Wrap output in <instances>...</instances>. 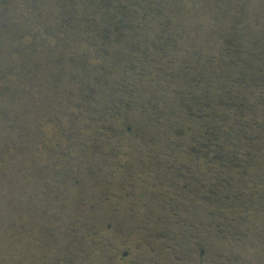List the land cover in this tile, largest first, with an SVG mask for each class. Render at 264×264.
<instances>
[{
    "label": "rangeland",
    "instance_id": "rangeland-1",
    "mask_svg": "<svg viewBox=\"0 0 264 264\" xmlns=\"http://www.w3.org/2000/svg\"><path fill=\"white\" fill-rule=\"evenodd\" d=\"M56 1L0 0V264L48 253L49 264H264V0H159L160 18L130 37L135 65L103 82L114 95L80 88L79 73L100 66L80 41L96 40L80 24L59 31L71 15ZM233 61L253 69L254 88L211 106L212 70ZM209 114L233 123L217 155L250 157L253 172L215 164L210 186L205 163L190 162Z\"/></svg>",
    "mask_w": 264,
    "mask_h": 264
},
{
    "label": "trees",
    "instance_id": "trees-1",
    "mask_svg": "<svg viewBox=\"0 0 264 264\" xmlns=\"http://www.w3.org/2000/svg\"><path fill=\"white\" fill-rule=\"evenodd\" d=\"M158 1L159 0H57L55 2V8L53 9V11H56V13L64 15L65 12H67V10L70 9V15H71L70 17L64 16L66 18L63 17L64 19H66L65 24L63 23V20L61 21V23H59L60 22L59 20L62 18V16L61 17L58 16L57 19L55 18L56 21L53 19L54 20L53 22L56 23L55 27H58L59 31L64 30L61 29V25H64V27L69 26L68 29H70L80 24L87 31V34L91 35L96 40L94 43H90V42L86 43L88 40H86V42H84L85 40L80 41V44L83 45L85 43L84 46H87L95 51L96 56L99 59L98 62L100 64V66H98L95 69H92L91 67L87 69V67H85V69H83V71L79 73L81 76L80 81L83 82V84L80 85L81 89H84L85 86H87L86 88L91 89L90 86H88V84L89 85L94 84L92 86L94 87L99 86L101 87L102 90H104L105 84L103 82H105L108 79L113 69H115L118 65H123V64L124 66L135 65L133 62L136 61L137 59L136 57L137 55L141 54V51L134 49V44H133L134 42L131 41V38L135 37L132 35L133 30L154 25L153 23L160 18V15L157 14ZM147 20H151L154 22L147 24ZM62 34L66 35L67 33L62 32ZM49 35H52V33H49ZM53 35H56V33H54ZM54 42L56 43V40H54ZM152 44L161 45L164 44V42L162 38L158 37L154 40ZM49 56H50V52H49ZM86 57L88 58V55ZM138 59H142V58L139 57ZM64 63L67 66H69L71 61L69 62L65 61ZM108 63H112L111 65L112 69L109 72H107ZM234 63L235 62L233 61V63L230 64L229 66H225V65L214 66L212 70V78L210 77L211 81L207 83L211 90V93L209 91L210 95L212 94L213 90L214 91L216 90L215 104L211 102V106L214 105V107L217 106L219 107V105H221L220 107L222 109H225L226 106L225 105L223 106L221 104V100L217 98V96L227 93L226 97L229 98V96L235 95L236 92H233V86H236V88L246 86L245 90L247 91L250 88H254L251 87L253 85L250 84L246 85V82H244L247 80V78H250L252 80L254 79V77L251 78V76L248 75L249 73H253L250 72L253 69L238 62L235 64ZM217 69H219V71H217ZM123 74L124 72H122V75ZM179 75L185 78L186 75L188 74L186 73V75H184L183 73L181 74L179 73ZM251 83L254 84L255 82L252 81ZM259 83L260 85H262L261 81L257 82L258 85ZM116 91L117 88H113V89L109 88L108 90L107 89L104 90L105 93L110 92L109 95L110 94L114 95ZM84 93H90V91H86ZM249 93H251L252 96L254 97L255 92H253V89ZM255 97H257V95ZM261 100L262 99L260 98V101ZM259 104H260L259 108L261 109V113L264 115V104H262V102L261 103L259 102ZM114 105H116L115 107V111H116L117 108H119L120 106L116 103ZM227 105L229 106V108H227L226 111L229 110V112L232 115H236L239 112L238 108L235 105L231 106L230 103H227ZM188 109L191 108L188 107ZM187 111L189 113L195 114L196 116L199 115V113H197V109H191ZM215 118L216 119L214 120H217V122L213 123L212 115L209 114V117L206 116V120H208L209 122L208 123L209 131H204V133H201V142L198 143V148H197V150L200 153L198 154V156L212 158L213 166H215V164L216 165L220 164L223 167L225 166L228 168L231 165L239 164V167L237 168L241 169L243 165L242 168L243 170L252 169L251 172H253L254 169L256 168L252 166V163L258 161L256 160L253 161L250 159V157L217 155L218 147L223 146L219 144V142L221 141L220 131L223 126H227V127L233 126V123L231 122L232 118L229 115L223 118L222 117L218 118L216 116ZM263 127L264 125L261 126V130H258V132H260V135L262 136V145L264 146V132L262 131L264 129ZM205 130H207V127L205 128ZM260 135H258L257 138H260L259 137ZM204 150H206L207 153H205ZM201 152H203L204 154H202ZM26 217L27 214L23 218L28 219V217L27 218ZM38 218L42 222H44L42 225L46 227L48 226L47 224H45L48 223V217L46 216V214ZM38 222L40 221L38 220ZM15 232L16 231L12 230L11 233L8 235L10 236ZM17 232L19 233L18 230ZM21 233H26V231H22ZM39 238L40 237L38 236L37 239ZM40 255L41 256H39L35 264H49V253L46 255L43 254ZM15 260L16 261H12L11 264H25L26 262L24 257H22V259L18 257V259Z\"/></svg>",
    "mask_w": 264,
    "mask_h": 264
},
{
    "label": "flooded vegetation",
    "instance_id": "flooded-vegetation-1",
    "mask_svg": "<svg viewBox=\"0 0 264 264\" xmlns=\"http://www.w3.org/2000/svg\"><path fill=\"white\" fill-rule=\"evenodd\" d=\"M145 126V125H144ZM128 130H131V129H128ZM143 130V129H142ZM127 157V156H126ZM175 158H177V157H175ZM190 159H191V161L190 162H192V161H194V162H196V163H200V166L202 165L201 163H205V166H206V173H207V176H208V178H209V182H210V186H211V184H212V175H213V173H212V168H213V161H212V158H209V157H204V156H198V155H196V156H190L189 157ZM128 160V159H127ZM147 163L148 161L147 160H145V161H141V163ZM142 168H143V170H138L137 172H136V177H141L144 181H147L146 179L148 178V176L146 175L148 172H146L145 170H144V168H145V165H142ZM146 168H147V166H146ZM176 169V170H175ZM173 168V170H174V176H175V178H179V176L178 175H176L177 173L176 172H179V169H181L180 167H178V168ZM145 183V182H144ZM147 183V182H146ZM145 183V184H146ZM150 184V183H149ZM209 193V194H208ZM207 193V205H211L212 204V190L210 189L209 190V192ZM134 194V193H133ZM133 194H131V198H132V196H133ZM139 194H142L140 191H136V195H139ZM143 194H147V192H144ZM128 196L130 195V194H127ZM130 198V199H131ZM116 204V206L117 205H120L121 206V208H123V209H128V207H130V208H132V206L133 207H137L136 205H138L139 203L137 202V203H131V202H127V203H124V202H119V204H117V202L115 203ZM115 204H112L113 206H115ZM162 204H166L165 202H163ZM132 205V206H131ZM112 206V207H113ZM113 208H115V207H113ZM176 209H180L179 207H177Z\"/></svg>",
    "mask_w": 264,
    "mask_h": 264
}]
</instances>
